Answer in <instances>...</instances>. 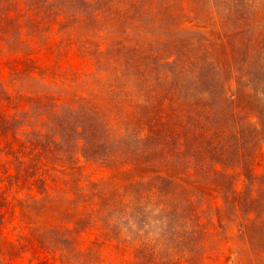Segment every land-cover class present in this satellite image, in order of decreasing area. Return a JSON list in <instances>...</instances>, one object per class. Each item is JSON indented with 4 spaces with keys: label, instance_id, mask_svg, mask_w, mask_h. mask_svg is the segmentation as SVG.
I'll use <instances>...</instances> for the list:
<instances>
[{
    "label": "rangeland",
    "instance_id": "obj_1",
    "mask_svg": "<svg viewBox=\"0 0 264 264\" xmlns=\"http://www.w3.org/2000/svg\"><path fill=\"white\" fill-rule=\"evenodd\" d=\"M0 264H264V0H0Z\"/></svg>",
    "mask_w": 264,
    "mask_h": 264
}]
</instances>
